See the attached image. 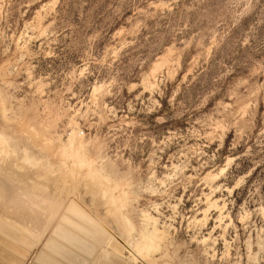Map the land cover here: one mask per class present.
<instances>
[{
	"label": "rangeland",
	"instance_id": "374dc122",
	"mask_svg": "<svg viewBox=\"0 0 264 264\" xmlns=\"http://www.w3.org/2000/svg\"><path fill=\"white\" fill-rule=\"evenodd\" d=\"M0 238V264H264V0H0Z\"/></svg>",
	"mask_w": 264,
	"mask_h": 264
},
{
	"label": "bare ground",
	"instance_id": "6f19581e",
	"mask_svg": "<svg viewBox=\"0 0 264 264\" xmlns=\"http://www.w3.org/2000/svg\"><path fill=\"white\" fill-rule=\"evenodd\" d=\"M70 151V150H69ZM73 153V152H72ZM75 153V152H74ZM75 157V156H74ZM77 159V160H76ZM75 160H76V162L77 163H81L82 162V159L80 160V161H78V158H75ZM26 162V160H23V162ZM78 164V165H79ZM77 165V164H76ZM81 165H83V163L81 164ZM81 165H80V167H81ZM7 166V165H6ZM3 167V166H2ZM82 168V167H81ZM4 169V168H3ZM93 172V171H92ZM89 173V172H88ZM91 173V172H90ZM87 174V173H86ZM92 174H94V173H92ZM90 175V174H89ZM91 176H94V175H91ZM87 178V177H86ZM96 178V177H95ZM91 179V178H90ZM89 179V180H90ZM98 179V178H97ZM100 180H102V179H100ZM96 181V180H95ZM94 181V182H95ZM96 183V182H95ZM100 187V186H99ZM97 193V192H96ZM100 197V196H99ZM80 207V206H79ZM80 209V208H79ZM82 209V208H81ZM115 209V208H114ZM120 210V209H119ZM71 212H72V215L70 216L69 215V217L66 219V223H65V225L68 227V228H73L74 230H76L77 231V233H79L80 235H78L77 236V238H74V242L75 243H77V247L78 248H80V250L81 251H88V250H90V245H89V243H91V242H89V238H91V236L94 234V232H93V230L90 228V224H91V222H93V219L91 220L90 218V216H87L88 215V213H84L83 211H81V210H78V209H76V208H73V209H71L70 210ZM87 211V210H86ZM113 211V210H112ZM117 211H118V209H117ZM120 212V211H119ZM117 213V212H116ZM52 216V215H51ZM71 217V218H70ZM72 219H74V221H76V222H72L71 220ZM120 222H121V220H120ZM122 225H124V224H122ZM126 225V224H125ZM127 226V225H126ZM65 227V226H64ZM67 227H65V228H67ZM90 228V229H89ZM124 229H126V228H124ZM123 229V230H124ZM127 229H128V227H127ZM69 230V229H68ZM67 230V231H68ZM66 231V230H65ZM70 231H71V229H70ZM129 232V231H128ZM129 234V233H128ZM127 234V235H128ZM9 235V234H8ZM18 235V234H17ZM68 235V234H67ZM77 235V234H76ZM95 235H96V233H95ZM98 235V234H97ZM144 236V235H143ZM160 236V235H159ZM99 237H100V235H99ZM129 237V236H128ZM6 238V237H5ZM157 238H161V237H156V239ZM1 239V238H0ZM65 239V238H64ZM154 239V238H153ZM156 239H154V240H156ZM145 240V239H144ZM151 240V239H150ZM159 240H161V239H159ZM162 241V240H161ZM148 242V241H147ZM151 242H152V240H151ZM157 242H158V239H157ZM14 243V242H13ZM143 243V242H142ZM154 243V242H153ZM148 244V243H147ZM158 244V243H157ZM63 245V244H62ZM65 245V244H64ZM155 245V244H154ZM120 246V245H119ZM156 246H154V248H155ZM11 248V247H10ZM87 248H88V250H87ZM157 249H158V247H156ZM102 249V248H101ZM144 249V248H143ZM144 251V250H143ZM91 251H89V253H90ZM152 252V251H151ZM14 253V252H13ZM74 253V252H73ZM144 253V252H143ZM154 253V252H153ZM81 254V253H80ZM138 254H139V252H138ZM141 254H142V252H141ZM140 254V255H141ZM145 254V253H144ZM149 254V253H148ZM74 255V254H73ZM78 255V254H77ZM10 256H12V255H10ZM50 256V255H49ZM79 256V258H81L82 256H84V255H82L81 254V256L80 255H78ZM151 256V255H150ZM51 257V256H50ZM76 257V256H75ZM142 257H144V255L142 256ZM13 258V257H12ZM71 258H72V256H71ZM73 259H75L74 257H73ZM77 259V258H76ZM137 259V258H136ZM136 259H134V260H136ZM75 262H76V260H75ZM76 263H79V262H76ZM81 263V262H80Z\"/></svg>",
	"mask_w": 264,
	"mask_h": 264
}]
</instances>
